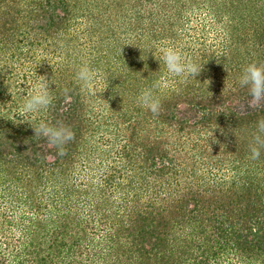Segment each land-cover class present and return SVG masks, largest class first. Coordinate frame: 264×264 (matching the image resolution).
Instances as JSON below:
<instances>
[{
	"label": "trees",
	"instance_id": "obj_1",
	"mask_svg": "<svg viewBox=\"0 0 264 264\" xmlns=\"http://www.w3.org/2000/svg\"><path fill=\"white\" fill-rule=\"evenodd\" d=\"M200 5L237 37L171 78L162 50ZM252 62L264 64V0H0V264H264V148H249L264 105L247 108L237 83ZM38 77L52 102L23 113ZM147 89L158 114L138 103ZM41 122L72 128L64 155ZM211 141L229 180L209 179Z\"/></svg>",
	"mask_w": 264,
	"mask_h": 264
},
{
	"label": "clouds",
	"instance_id": "obj_2",
	"mask_svg": "<svg viewBox=\"0 0 264 264\" xmlns=\"http://www.w3.org/2000/svg\"><path fill=\"white\" fill-rule=\"evenodd\" d=\"M162 60L167 74L183 78L187 75L197 76L202 68L200 65L186 60L182 53L174 48L168 47L162 50ZM95 72L87 65L79 67L76 78L82 86L91 90ZM239 87L248 90L247 108L255 109L264 105V64L252 62L244 66L237 77ZM164 81H156L155 88H163ZM49 80L44 77L33 90L28 93L21 105V110L26 114L39 113L49 107L52 102ZM153 89L144 90L138 98V103L150 110L154 115L158 114L161 108V101L154 94ZM257 132L249 144L251 158L259 159L261 148H264V119L257 122ZM35 134L43 137L50 148H54L58 155H64V147L75 137L72 128L64 123L49 125L41 122L34 127Z\"/></svg>",
	"mask_w": 264,
	"mask_h": 264
},
{
	"label": "rangeland",
	"instance_id": "obj_3",
	"mask_svg": "<svg viewBox=\"0 0 264 264\" xmlns=\"http://www.w3.org/2000/svg\"><path fill=\"white\" fill-rule=\"evenodd\" d=\"M198 7L200 8H197L194 10L193 13H190V16L192 15L190 17V21H187L188 23L185 26V28H182L180 31L179 38L181 39H179V41L181 44L171 43V46H168V47H174L178 49L182 53V55L186 58V60L191 61V62H193L195 58H198L200 56L198 51L201 50L203 47L207 48V52H211L212 51L211 49L218 48L219 49L218 53L221 54L223 48L226 45L231 44V42H233L237 37V35L233 31L232 23L229 21L227 17L224 22H221L219 24H214L212 22L214 20L215 14L214 13L210 14L211 11L206 10V8L203 7V5H200ZM47 54H48V60H51V58L52 59L54 58L53 53L47 52ZM170 77L172 78V76ZM40 80L42 79L39 77L30 78L29 80L26 81V83L28 84V86H31V88L33 89V86L36 85ZM172 81L175 82L174 79L172 80L169 79L166 86H169L171 84H176ZM205 142H206V138H205ZM210 145H211L210 147H212L210 148V150H213V156L215 158V162L217 163L215 164L212 163V168L214 170L213 171L214 173L212 172V175H210V177L208 176L209 179L211 181H213L214 179L218 180L220 178L224 180H229L230 173L225 175L227 171L224 165L225 159H223L222 154H218V152H215V149L220 150V148L215 147L213 144V141L210 142ZM215 172L218 173L216 178H214ZM73 178H74L73 179L74 185L81 186L83 189L88 188V185H87L88 178L86 176V173L82 172L81 169L79 172H77V174ZM0 202H2L1 198H0Z\"/></svg>",
	"mask_w": 264,
	"mask_h": 264
}]
</instances>
